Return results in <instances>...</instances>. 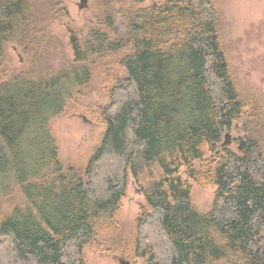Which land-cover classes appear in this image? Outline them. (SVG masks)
<instances>
[{
    "label": "trees",
    "instance_id": "16d2710c",
    "mask_svg": "<svg viewBox=\"0 0 264 264\" xmlns=\"http://www.w3.org/2000/svg\"><path fill=\"white\" fill-rule=\"evenodd\" d=\"M48 1L53 19L69 17L60 0ZM212 2L157 0L128 16L122 39L93 27L96 41L87 48L67 28L77 64L93 51L125 52L127 76L97 113L106 129L85 172L58 163L49 130L69 101L64 84L79 83V74L41 88L43 79L30 85L32 75L8 77L0 61V164L28 199L0 221V264H87L86 246L144 264H264V155L257 134L241 126L249 104L230 71ZM37 7L36 0H0V60L14 41L38 52L26 34L36 28ZM234 127L239 136L224 147ZM31 141L41 146L25 172ZM36 159L55 161L53 172L42 177ZM130 176L146 184V205L132 251L119 252L117 217ZM190 181L216 188L209 213L194 207Z\"/></svg>",
    "mask_w": 264,
    "mask_h": 264
},
{
    "label": "rangeland",
    "instance_id": "374dc122",
    "mask_svg": "<svg viewBox=\"0 0 264 264\" xmlns=\"http://www.w3.org/2000/svg\"><path fill=\"white\" fill-rule=\"evenodd\" d=\"M38 1L39 3L36 0L38 7L34 11L36 28L32 32H26L29 40H34L37 44L38 52L28 53L25 47L14 41L7 44L0 61H4L2 64L8 77L32 75L28 78L30 85L35 86L43 79L39 85L41 88L69 73L79 74V83L68 80L64 84L66 94L69 93V101L65 112L50 121L49 130L56 142L58 163L65 168L72 167L85 172L101 145L106 129L99 122L97 113L100 114L111 106V88L127 76L122 64L125 52L102 55L104 53L93 51L83 58L86 62L77 64L67 28L76 31L70 33L79 40V46L81 44L84 48L96 41L93 27H100L99 32L106 33L111 39L113 32L122 39L130 31L128 16L133 17L157 0H87L84 8H81V0H60L62 8L69 14V17L60 19L51 17L52 6L48 0ZM214 5L218 8L215 21L219 24L221 43L230 71L242 99L249 104L246 119L241 126L257 134L264 155V0H214L213 8ZM211 18L213 17H208ZM85 67L88 70L86 74L83 73ZM240 129L234 127L224 135L223 141H228V135H231L232 140L238 137ZM40 146V142L31 141L26 147L25 172L28 169L29 153ZM230 146L233 147V144ZM54 163L55 161H47L41 164L40 159H36L32 165L39 168L40 175L44 177L53 172ZM155 169H151L150 174L156 178L159 171L154 172ZM189 184L192 187V202L198 213H209L216 188H201L193 181ZM28 185L26 183L25 188ZM145 188V183L130 176L117 217L121 227L120 234L115 235L119 252L127 251L128 248L132 251L130 245L134 225L142 215V206L146 205ZM27 201L26 190L22 193L20 186L13 180L12 173L0 164V221L11 214L13 205L19 206ZM111 253L114 254L100 252L91 246L84 248L87 264H121L120 260L130 264H144L141 259L136 261L118 254V250Z\"/></svg>",
    "mask_w": 264,
    "mask_h": 264
},
{
    "label": "water",
    "instance_id": "95a60500",
    "mask_svg": "<svg viewBox=\"0 0 264 264\" xmlns=\"http://www.w3.org/2000/svg\"><path fill=\"white\" fill-rule=\"evenodd\" d=\"M81 2H82V4H81V8L86 7V5H87V3H88L87 0H81ZM227 140H228L227 142H224V143H223V146H224V147H231L230 145L233 144V140H232L231 135H228V136H227ZM120 263H121V264H130V263L124 261V260H120Z\"/></svg>",
    "mask_w": 264,
    "mask_h": 264
}]
</instances>
